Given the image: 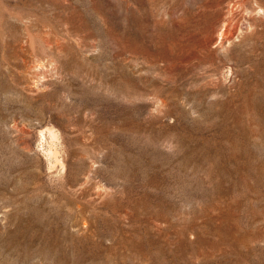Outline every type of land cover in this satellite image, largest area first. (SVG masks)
<instances>
[{
  "label": "rangeland",
  "instance_id": "rangeland-1",
  "mask_svg": "<svg viewBox=\"0 0 264 264\" xmlns=\"http://www.w3.org/2000/svg\"><path fill=\"white\" fill-rule=\"evenodd\" d=\"M0 264H264V0H0Z\"/></svg>",
  "mask_w": 264,
  "mask_h": 264
},
{
  "label": "bare ground",
  "instance_id": "bare-ground-1",
  "mask_svg": "<svg viewBox=\"0 0 264 264\" xmlns=\"http://www.w3.org/2000/svg\"><path fill=\"white\" fill-rule=\"evenodd\" d=\"M256 5V4H255ZM259 7V6H258ZM247 10V9H246ZM259 10V9H258ZM261 12V11H260ZM262 12H263V10H262ZM248 17V16H247ZM225 37V36H224ZM50 133H51V135H53L54 136V131H50ZM56 135V134H55Z\"/></svg>",
  "mask_w": 264,
  "mask_h": 264
}]
</instances>
